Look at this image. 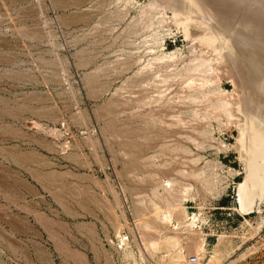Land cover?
I'll return each instance as SVG.
<instances>
[{
    "label": "rangeland",
    "instance_id": "374dc122",
    "mask_svg": "<svg viewBox=\"0 0 264 264\" xmlns=\"http://www.w3.org/2000/svg\"><path fill=\"white\" fill-rule=\"evenodd\" d=\"M194 1L180 7L217 5V18L235 0L222 10ZM259 1L234 2L220 48L246 37L249 9L264 24ZM235 6L250 8L241 18ZM175 10L169 0H0V264H182L189 254L264 264V201L244 213L238 199L239 132L260 118L252 108L243 128L231 73L205 44L226 16L185 37ZM192 83L206 96L198 103L184 98Z\"/></svg>",
    "mask_w": 264,
    "mask_h": 264
},
{
    "label": "bare ground",
    "instance_id": "6f19581e",
    "mask_svg": "<svg viewBox=\"0 0 264 264\" xmlns=\"http://www.w3.org/2000/svg\"><path fill=\"white\" fill-rule=\"evenodd\" d=\"M161 1H163V0H161ZM172 1L173 0H171V2H170V0H169L170 6L172 8H174V9H176L175 11H173V13L175 12V16L180 17L181 19L179 18V21H182V22H179L177 19L176 20L174 19L175 20V23H176V25L181 26L183 32L185 33V37H189L190 36L189 34H190L191 30H194L195 31L197 29L196 26H198V25L199 26L201 25L202 28H203V31H206V33L207 32L210 33V31L213 32L212 33L213 36L212 35L210 36V34H209L208 36H210V38L207 39V42L205 41L206 42L205 44H207L206 45V48L207 49H210L214 53L215 52H218V54H217V55H219V56H217L218 63H219L218 65H220V67L224 68L225 71L227 69L231 73V77H230V80L231 81L230 82L232 83V86L234 88L233 93L234 92L239 93V95L238 94H235V95L238 97L237 100H238L239 104H237V105H240V107H241V109H239V110L243 114V116H242L243 119L240 117L242 119V120L240 119L241 122H243L242 123V126L243 125L245 126L249 122L248 121L249 119H248V116L247 115L249 114V115L252 116V113L254 114V112H255V111L252 112V110L255 109L256 110V113L259 115V118L260 119L258 121L256 119L255 122H254V120L251 119V121H253L255 124H253L251 126L250 125L251 123L250 124L248 123L251 126V127L249 125H248L249 127L247 126L248 127V130L246 129V126H245V129H246L245 132H241V130H240V127L241 126H237L238 127L237 129L240 130L239 134L241 135L240 137L238 136L239 139H240V142L238 143L240 145H238V146H240V152H239V154L241 156L239 158H241L242 161L240 159L239 160L242 162V167L244 169L243 171L245 172V177H244V180H243L244 183H243V185L241 187H239V195H238L239 198L238 199L240 201V204H241L240 207H241L242 211L244 213H246V212L247 213L248 212L250 213V211L256 210L258 208L259 204L264 201V182H261L260 181V180L264 181V179H258L262 175H264V163L263 162H261L262 164L259 163V161H262V160L264 161V29L258 30L259 28L261 29L262 27H260V26H263L264 24L263 25H261V24L259 25V23L257 22V24H258V27H257V25L255 26L256 23H254V22H256V20L253 19L252 21L254 23V26H255V28L258 31H256V29H255V32H254V30L252 31L253 28H250V27H254V26H252L250 24V22L252 23V21H249L248 19L251 20V17L254 18V15L255 14H256L255 16H257V13L258 12L254 13L257 10V8H256L257 5L254 7V8H256L255 11L253 9H252V11H250L251 10V9H249L250 6H249V8L247 7L249 9V12H251L250 15L252 14L250 17L247 14V12H248L247 10L248 9L245 8L246 6H243L244 9H247L246 10L247 11L246 12L247 15H245V14L244 15L246 16V19L248 17L249 18L246 20L245 17H244V19L241 20V19H239L237 17L239 19V21L241 20L240 21L241 23H238V22L237 23L239 25L240 24L242 25L243 23L246 24L247 21H248L250 27H245V24H244V26L243 25L242 26L245 27V30H244L243 27H242L243 30H241L240 28H237L238 29L237 30L238 32L240 30L246 32V37H244L242 35V37L240 36L241 37L240 39H236L237 37H232V36L235 35V34L233 35V33H232V36L231 37L233 39L235 38L237 40V42H234V43H236L235 46L238 45V42L240 40L238 46H241L240 49L242 48L243 51L244 50L245 51H248L249 49L252 50V52H253L252 55L250 54L251 53V50L248 51L249 52V55H248V58H247V54H248L247 52H246L247 54L243 57V54H241L243 51L239 50L240 53H238V51H236L237 49H235V51L237 52V53H235L234 51L231 50L230 47H232L233 41L230 44V47H229L230 49L228 48V45L227 44H226L227 48H225V49L219 47L221 45V42H222V36L226 34L224 30L228 29L229 26L231 27V25L234 24V22L232 20L237 21V19H235L233 16H232L233 19L231 18V15L233 14V11L235 10L234 7H233V5L234 4L235 5L237 4V3H234V2H236V0L235 1H232L231 0L233 2V5L231 4L232 2L229 3L228 1H225V2L229 3L230 5H232V8L233 9L231 8L232 11H230L232 14H230V16H228V17H229V19L230 18L232 19L231 21L233 22V24L228 19V17L226 16L227 14H224L223 13L224 15H221V16H224V18L226 16L225 19L226 20L228 19L230 22L227 23L228 20L226 21L221 16H218L217 18L221 17L222 19L219 18L217 20V22L221 19L220 22H223V21L225 22L226 21L227 24H225L224 22L221 23V24H223L222 25L223 28H222V27H220L221 26L220 23H218V24H220V26H218V25H216V23H214L217 26V28L219 29V30L216 29L215 28L216 26H215L214 27L215 28L214 29L215 32L213 31V29L209 31L207 29L209 27H206L205 24H207V23L209 24L210 21H212V22L216 21L217 18L214 17V14L215 13H216V15H217V12H218V15L221 14L220 9H218L217 12H215L216 11V7L215 6H217V5H213L212 6L213 8L215 7V9H214L215 10L214 11L215 13H213V8L212 7H210V8H212V12H209L210 8L208 7L209 10L207 12V15L204 12L201 13L202 12L201 10H202V7L203 6H199L198 7V4L195 5L196 6V9H197V7L198 8H201L200 9V12L198 11L199 13H201L200 16H199V13L198 12H195L196 9H194L192 7V5L191 6L189 5V6L193 8V10H194L193 13L191 11L192 8H189L190 10L187 9L188 5L187 6L184 5L185 6L184 8L183 7H180L181 4L184 3V0H179V1L177 0V2H176L177 3V6H176L177 8L173 5L175 3V0L173 1V3H172ZM200 1H202V0H200ZM208 1H210V0H208ZM213 1H211L210 3L214 4ZM260 1H262V4L259 3V8L258 9H260L259 12L264 13V0H260ZM205 2H206V0H205ZM205 2L202 1L201 3H205ZM215 2L217 4H219V2L222 3V6H219L220 4L218 5V7H220V8L222 7L221 10L224 9L223 6H226V5H223L224 2H221V0L219 2H217V0H215ZM210 3H207V4H210ZM192 4L194 5L195 3L192 2ZM199 5H201V4H199ZM208 6H210V5H208ZM237 6H238V4H237ZM238 7H241V6H238ZM238 7L235 6V8L238 9V12H239V9H241L242 7L241 8H238ZM204 9H205V7H204ZM206 9H207V6H206ZM228 9L229 8H227L226 10H228ZM244 9H243V11H242V9L240 10V14H242L241 15V18H243V13L242 12L245 11ZM225 11L223 10L222 12H225ZM236 11H235V14L237 13ZM228 12L229 11H227L225 13H228ZM253 13H254V15H253ZM240 14L238 15L239 17H240ZM201 15H206V17H205L206 20H205L204 16H202V18H204L203 19V24L201 23L202 20H200ZM258 16L261 17V16H264V15L262 14V15H258ZM173 17H174V15H173ZM190 17H195V18L198 17V19H197L198 21L197 20H194V19L192 20V18H190ZM213 17L215 18L214 21L211 20V18L213 19ZM257 18L259 19V17H256L255 19H257ZM244 20H245V22L242 23V21H244ZM261 20H262V23H263L264 21L261 18H260V20H257V21H260V23H261ZM191 21H193L192 25H190L191 24L190 23ZM237 23L235 22V25L234 26H237L236 25ZM212 25H213V23H212ZM247 26H248V23H247ZM211 27H210V29H211ZM219 27L222 29V31L224 32V34H221L220 33L221 30H220ZM201 29L199 27V30H201ZM233 29H235V28L233 27ZM250 29H251V31H250ZM218 31H219L220 34L219 33L218 34L216 33ZM214 33H216L217 35H215ZM235 33L237 34L236 31H235ZM203 34H204V32H203ZM242 34H243V32H242ZM240 35H241V33H240ZM244 35H245V33H244ZM193 36H196V35H193ZM204 36L207 37V35H204ZM238 36H239V34H238ZM201 37H202V39L205 38V37L203 38V36H200V40H201ZM232 38H230V39L233 40ZM226 39H227L226 42L230 43L229 42L230 39L228 40V37ZM235 39H234V41H235ZM254 39H256V40H254ZM202 41H204V40H202ZM224 43H225V40H224ZM223 44H222V46L226 47L225 44L224 45ZM235 46L233 45V47H235ZM238 46L236 48H238ZM203 47H205V46H203ZM198 48H199V46H198ZM260 56H262V59L260 58ZM215 61H217V60H215ZM215 63H217V62H215ZM202 65H204V63ZM192 85H193V83H192ZM205 97L206 96L204 95L203 90H200L199 88H197L194 85L184 95V98L187 101H191L193 103H198L197 101H200V99H204ZM252 108H254V109H252ZM239 110H237V111H239ZM250 111H251V114H250ZM257 116H256V114H255V116L253 115V117H255V118ZM241 122H239V123H241ZM239 125H241V124H239ZM244 126H243V128H244ZM237 141H238V138H237ZM261 178H264V176L261 177ZM196 242H198V241H196ZM161 243H163V244L164 243H167V238H166L165 235L162 236L159 240L155 241V243H152L149 249L150 250H154L156 248V246H158ZM192 245H189V247H184L185 250L183 249V250L178 251V253H177L176 257H175V261L174 262L175 263H178V262L182 261V259L184 258V254H187V251H188L186 248H190V247L191 248H194V245L193 246ZM196 248H198V247H196Z\"/></svg>",
    "mask_w": 264,
    "mask_h": 264
},
{
    "label": "built area",
    "instance_id": "2783aa9c",
    "mask_svg": "<svg viewBox=\"0 0 264 264\" xmlns=\"http://www.w3.org/2000/svg\"><path fill=\"white\" fill-rule=\"evenodd\" d=\"M199 259H197L196 255L194 254H189L186 255L184 263L182 264H199Z\"/></svg>",
    "mask_w": 264,
    "mask_h": 264
}]
</instances>
